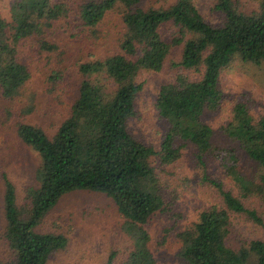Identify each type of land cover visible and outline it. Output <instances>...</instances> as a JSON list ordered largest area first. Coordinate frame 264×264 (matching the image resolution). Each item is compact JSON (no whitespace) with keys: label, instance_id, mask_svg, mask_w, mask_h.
<instances>
[{"label":"trees","instance_id":"trees-1","mask_svg":"<svg viewBox=\"0 0 264 264\" xmlns=\"http://www.w3.org/2000/svg\"><path fill=\"white\" fill-rule=\"evenodd\" d=\"M141 2L78 0L72 9L64 1L15 0L10 20L6 23L0 17V90L6 99L16 97L30 78L28 64L18 60L21 41L32 39L38 50L52 51L54 45L43 36L55 22L65 21L80 29L78 33L95 36L104 15L117 8L123 9L125 30L119 54L79 65L83 79L76 99L52 136L41 128L18 124L19 139L37 154L39 165L35 186L26 191L30 207L26 217L17 205L15 187L4 181V237L13 260L0 264H47L53 254L66 249L64 236L36 229L65 195L76 191L104 195L113 202L133 247L121 264H156L145 225L164 212L166 205L153 160L171 165L186 145H192L197 162L204 166L215 150L213 130L204 116L217 112L222 104V72L234 58L264 69V0L250 14L236 11L232 0H215L214 10L223 15L220 25L205 22L191 0L148 9L141 8ZM168 24L178 33L166 42L159 29ZM175 47L180 56L173 66L180 73L157 90L154 107L167 130L155 149L128 129L143 86L136 78L142 71L160 72ZM193 73L199 77L193 79ZM230 118L223 132L238 143L256 167L257 176L245 178L236 154L224 151L222 168L235 182L239 196L220 181L205 179L215 189L221 206L202 211L192 226L178 234L182 244L179 257L187 264H264L263 241L236 248L227 242L233 217L262 224L256 210L245 207L242 199L255 198L264 208V116L254 119L246 105L236 103ZM116 254L111 252L107 264Z\"/></svg>","mask_w":264,"mask_h":264},{"label":"rangeland","instance_id":"rangeland-1","mask_svg":"<svg viewBox=\"0 0 264 264\" xmlns=\"http://www.w3.org/2000/svg\"><path fill=\"white\" fill-rule=\"evenodd\" d=\"M66 2L76 8L78 0H50ZM175 0L166 2L142 0L140 7L166 8ZM205 22L220 25L223 15L214 10L215 0H191ZM260 0H232L236 11L250 14L258 10ZM15 0H0V17L7 23ZM122 8L107 12L98 23L96 35L78 33L65 21L55 22L45 30V40L55 49L38 50L32 39L18 45V60L27 63L30 78L12 99L2 96L0 90V262L13 260L12 250L5 240L3 213L4 181L15 187L17 205L23 217L29 211L27 189L35 186V170L39 165L37 154L24 145L17 135L18 124L41 128L52 136L67 118L83 79L79 65L95 60H105L119 54L124 34ZM68 22L72 20L67 19ZM161 38L169 42L178 31L171 25L161 26ZM180 56L175 47L167 57L160 72L142 71L136 81L142 83V91L135 102V116L129 121L130 133L142 142L157 149L167 130L155 110L157 90L163 83L172 81L180 70L173 66ZM199 76L193 73V79ZM53 79V80H52ZM220 88L223 101L217 112L206 113L204 120L213 130L214 155L207 156L201 166L196 150L186 145L181 157L173 164L162 166L154 159L152 165L159 174L166 210L152 216L145 229L150 236L149 247L156 264H187L180 257L181 239L178 234L192 226L199 214L211 206H221L215 189L205 179L220 181L227 190L239 196L235 182L225 175L221 158L224 151H233L238 158V169L247 179H254L256 167L247 160L238 143L227 139L223 128L231 120L236 103L246 105L249 114L257 119L264 116V69L252 63L234 58L222 72ZM245 207L256 210L262 220L258 225L243 216L231 219V235L227 241L236 248L253 240L264 242V208L255 199H242ZM39 233L64 236L66 249L53 254L47 264H107L111 252L117 254L111 264L121 262L132 251V241L125 234L121 219L113 202L104 195L76 191L65 195L36 229Z\"/></svg>","mask_w":264,"mask_h":264}]
</instances>
